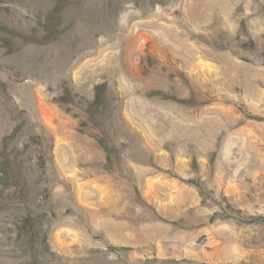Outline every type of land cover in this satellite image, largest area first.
Wrapping results in <instances>:
<instances>
[{
  "label": "rangeland",
  "instance_id": "374dc122",
  "mask_svg": "<svg viewBox=\"0 0 264 264\" xmlns=\"http://www.w3.org/2000/svg\"><path fill=\"white\" fill-rule=\"evenodd\" d=\"M0 264H264V0H0Z\"/></svg>",
  "mask_w": 264,
  "mask_h": 264
}]
</instances>
